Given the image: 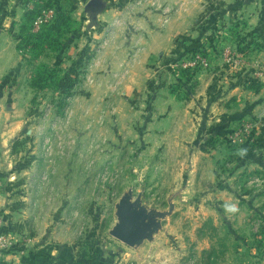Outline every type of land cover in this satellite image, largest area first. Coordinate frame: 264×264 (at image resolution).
<instances>
[{
    "label": "rangeland",
    "instance_id": "obj_1",
    "mask_svg": "<svg viewBox=\"0 0 264 264\" xmlns=\"http://www.w3.org/2000/svg\"><path fill=\"white\" fill-rule=\"evenodd\" d=\"M53 1L32 26L26 12L44 1H26L12 30L16 68L0 77V184L29 198L38 218L29 235L65 242V263L86 252L89 264H264V170L254 162L263 163L264 152L255 121L231 117L210 147L198 138L215 132L223 114L206 107L209 77L220 63L239 69L257 53L244 42L246 28L242 40L229 28L194 42L192 29L170 28L184 0H111L117 11L92 27L89 0ZM54 7L73 22L53 37L55 50L36 57L33 35ZM40 65L57 74L43 90L31 85ZM126 195L162 214L153 238L134 247L111 235Z\"/></svg>",
    "mask_w": 264,
    "mask_h": 264
},
{
    "label": "crops",
    "instance_id": "obj_2",
    "mask_svg": "<svg viewBox=\"0 0 264 264\" xmlns=\"http://www.w3.org/2000/svg\"><path fill=\"white\" fill-rule=\"evenodd\" d=\"M26 1L0 0V45H7L9 50V53L4 48L0 50V77L7 69L16 68L17 64L13 63L17 57L14 54L16 33L14 31L13 34L12 30L20 25V19L26 11L24 10ZM127 1L121 0L120 5L126 4ZM174 1L177 3L178 0ZM108 2L110 5L103 16H109L117 11V7L111 5V0ZM101 16L102 14L99 15L100 18ZM238 18L246 19L247 27L242 34L244 42L256 46L257 53L252 61L240 66L239 69L220 63L218 66L221 67L217 66L216 75L209 77L211 79L205 91L212 95L213 101L206 102V107L222 110L223 114L215 132H210V128L201 130L200 132L207 136L199 134L198 138L200 137L210 147L211 135L222 133L229 125L231 117L236 119L247 116L251 117L258 127L259 144L264 152V0H184L183 8L178 11L177 16L173 17L170 28L184 29V31L192 29L189 34L191 38L187 40L196 42V39H200V42L204 39L203 34L228 30ZM95 34H98L95 36L98 39L104 36L103 31ZM117 39L109 38L108 41L113 44L118 42ZM9 54L10 56L7 57L6 55ZM251 79L263 84L260 92L256 93L246 88ZM235 98H238V101ZM231 99H233L232 102H230ZM229 103L232 109L226 111L224 108ZM227 113L231 114L226 120ZM223 121H225L224 124ZM13 125L16 129H20V123L17 125L13 123ZM203 142L199 144L200 153H203L199 157L201 160L206 155L202 148ZM254 162L259 164L256 165L257 169L264 170V161L261 163L254 159ZM11 186L12 184H0V228L10 232L16 238V246H20V241L24 243V246L13 247L8 251L0 250V264H78L79 261L76 260L64 262L66 257L62 245L65 242L53 241V237L47 236L48 234H43V238L34 234L29 235L33 221L36 222L38 218L30 211L32 206L29 198L26 195L17 198L9 188Z\"/></svg>",
    "mask_w": 264,
    "mask_h": 264
},
{
    "label": "trees",
    "instance_id": "obj_3",
    "mask_svg": "<svg viewBox=\"0 0 264 264\" xmlns=\"http://www.w3.org/2000/svg\"><path fill=\"white\" fill-rule=\"evenodd\" d=\"M43 1L44 3L42 5L39 4L35 8L29 9L26 12V23L32 26L36 18L41 15L42 11H44L45 9H51L54 6L53 0ZM72 22L73 17L70 13H68L66 10H63L61 7L56 8V13L53 19L50 20L47 24H45L44 28L39 34L33 35V38L36 40L33 44V53L36 54V57H38L44 51V49L55 50L57 44L55 43L53 37L55 35H57L58 37H62L65 34V29L70 27ZM246 27L247 25H245L244 23L241 24L240 22H237L233 24L229 32L231 33V35H234L238 40H242L241 32ZM22 30H27L26 24L22 26ZM56 78V71H54L47 65H40L37 68L35 74L33 75L31 85L33 88L43 90L45 88L50 87V85L55 84ZM247 88L258 93L263 88V84L259 82H252L250 84H247ZM93 257H96V255H93ZM90 258L91 256H89L85 252L79 257L80 260L78 264H89Z\"/></svg>",
    "mask_w": 264,
    "mask_h": 264
},
{
    "label": "water",
    "instance_id": "obj_4",
    "mask_svg": "<svg viewBox=\"0 0 264 264\" xmlns=\"http://www.w3.org/2000/svg\"><path fill=\"white\" fill-rule=\"evenodd\" d=\"M107 8L105 0H89L85 12L89 15V26H96L98 17ZM118 222L111 235L124 244L134 247L143 240L152 239L155 232L161 228L160 212H147L141 208L139 199L132 201L129 195L122 198L117 206Z\"/></svg>",
    "mask_w": 264,
    "mask_h": 264
},
{
    "label": "built area",
    "instance_id": "obj_5",
    "mask_svg": "<svg viewBox=\"0 0 264 264\" xmlns=\"http://www.w3.org/2000/svg\"><path fill=\"white\" fill-rule=\"evenodd\" d=\"M53 13H54L53 10H51L50 15H47L46 17L52 16ZM45 21L47 22V20ZM42 22L43 20L39 21L38 23H42ZM13 247H14L13 240L9 236H7L0 228V250L8 251L11 250Z\"/></svg>",
    "mask_w": 264,
    "mask_h": 264
}]
</instances>
